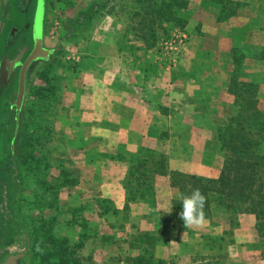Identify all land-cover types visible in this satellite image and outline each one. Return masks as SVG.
I'll return each instance as SVG.
<instances>
[{
	"label": "rangeland",
	"instance_id": "rangeland-1",
	"mask_svg": "<svg viewBox=\"0 0 264 264\" xmlns=\"http://www.w3.org/2000/svg\"><path fill=\"white\" fill-rule=\"evenodd\" d=\"M115 1L119 20L127 23L120 36H133L134 42L122 44L123 58L109 59L104 65L97 62L99 68L108 67L106 79L126 94H135L136 112L130 123L126 122L127 109L116 124H92L80 113L89 110L91 102L78 93L81 69L94 60L77 59L83 57L81 53L92 55L90 49L94 52L95 43L86 44L93 34L87 16L100 20L98 13L92 15L86 0H46L43 47L49 55L32 62L27 70L22 110L17 113L15 107L18 74L10 90L0 92V263L9 255L23 253L21 264H39L40 252L50 246V235H56L80 243L79 255L88 264L89 239L100 232L103 259L120 257L126 262L135 257L140 249L130 247L132 238L144 232L155 235L158 212L168 214L171 201L179 199L178 188L171 186L172 177L178 179L177 173L208 178V173L220 174L226 151L217 140V127L236 112L234 96L228 93L232 74L256 88V107L264 110V60L256 58L264 47V0H233L239 5L237 12L223 21L217 20L218 8L212 2L185 0L187 22L183 26L159 18L158 0L157 4ZM36 3L31 0L27 16L31 24L22 35L23 50L16 62L23 63L33 48ZM5 9L0 2V14H4L0 34L8 27L3 26ZM2 55L0 44V70ZM186 59H192L191 63H185ZM44 73L58 77L47 81ZM160 74L164 77L158 80ZM195 84L205 95L195 90ZM50 85L56 90L45 89ZM187 88H194L196 102L182 101ZM103 113L110 118L106 110ZM145 121L148 132L142 138L135 131L141 132ZM32 155L33 162H40L41 172L30 171ZM45 164L48 167L43 169ZM94 164L101 171L100 180L121 178L128 203L120 213L110 199L102 198L97 203L103 214L94 218L89 203L78 200L92 175L89 166ZM149 184L151 189H146ZM130 212H135L133 217ZM231 218L221 203L211 201L210 218L204 222L223 232L211 236V243L203 236V246L216 249L209 263L207 254L197 253V264L260 262L261 247L254 242L230 254L223 247L238 241L234 232L238 222L234 225ZM175 236L169 234V241ZM166 261L176 264L178 260Z\"/></svg>",
	"mask_w": 264,
	"mask_h": 264
},
{
	"label": "trees",
	"instance_id": "trees-1",
	"mask_svg": "<svg viewBox=\"0 0 264 264\" xmlns=\"http://www.w3.org/2000/svg\"><path fill=\"white\" fill-rule=\"evenodd\" d=\"M151 1L157 2V0ZM158 1L159 4L156 2L155 4L158 5L159 18L164 19L167 23L174 21L173 23L181 24V26L186 24L187 3L185 0ZM207 1L217 6L218 21L234 16L239 6L233 0ZM92 11L93 15L99 13L100 9H93ZM256 58L264 60V47L260 49ZM57 77L55 73L49 77L46 73L43 75V78L47 81H55ZM45 89L56 90L54 86ZM255 89L251 83L240 81L238 74L230 76L228 93L234 96L236 112L230 119L224 121L222 126L217 127V140L221 149L226 151L220 174L217 178L182 173L176 174V177H179L178 179L172 177L171 186L178 188L179 199L171 201L168 214L158 212L159 218L156 223L158 230L155 235L151 232H144L132 238L130 247L140 250L135 257L126 259L127 264H172L165 259L156 258L154 250L159 244L163 245L169 242V234H177L186 229L187 226L183 225L178 215L182 207L181 194L189 195L192 190L197 188L206 196L205 218H210V203L215 200L231 212V220L234 225L236 224L237 215L253 214L256 219V231L260 238H264V110H258L256 107L257 101L253 98ZM31 141H33L32 138ZM35 142H38V140ZM32 157L33 155L31 156L32 163L30 165L32 167H30V171L34 174L35 170L40 171L38 164L40 162L36 160L33 162ZM160 161H162L161 158ZM46 167H48L47 164H45V167L43 166V169ZM160 167L162 166L160 165ZM144 171L145 169L142 172L144 173ZM160 171V174L165 173V170L159 169ZM170 174L175 176L173 172ZM46 187L49 188V186ZM145 187L151 189L150 184ZM49 238L50 246L47 245L48 247L40 252L39 264H84V259L79 255L80 243H71L68 238L56 235H50ZM209 238L212 239L206 237L207 242L211 243ZM221 239L224 240L221 237L218 238L219 241ZM31 245L34 247V241ZM33 247L31 254L35 251ZM89 260L88 257L87 262Z\"/></svg>",
	"mask_w": 264,
	"mask_h": 264
},
{
	"label": "crops",
	"instance_id": "crops-1",
	"mask_svg": "<svg viewBox=\"0 0 264 264\" xmlns=\"http://www.w3.org/2000/svg\"><path fill=\"white\" fill-rule=\"evenodd\" d=\"M17 0H0L2 4L6 6L8 15L10 13V16L8 18V26L10 25V22L13 21V14L14 12H17L19 8L23 10L24 12V23H26L28 30L30 28V22L27 19L28 11L30 7L31 0H27V2L30 1L28 5H19L15 8V3ZM87 4L90 5L91 9H100L98 15H100V20L96 22V20L90 19L88 17V23L91 22L92 28H93V34L90 39L87 40L86 44L92 45V43H95L94 52L92 53L91 49L88 55V52L81 53L83 57H78L77 60H94V64L89 66H84L82 70V73L80 74L82 76V85L78 89V93L81 94L80 98L84 100L91 101L89 103V110L83 109L80 110L81 115L83 116V119H86V117H89L90 123L92 124H98L103 125L107 123H113L116 124L117 119H124V118H118L121 115V111L123 109L129 110L128 118H126V122L130 123L131 119L134 118L135 112H136V99L133 95V93L126 94L125 91H123L120 87L114 85L113 80L106 79L108 73V67L107 68H99L98 65H100V62H97L99 60L102 61L103 65L106 63V61L110 60H118L120 58H123L124 55V48L122 47V44L126 42L127 44L133 43L134 38L127 37L124 38L123 36H120V30L121 28L125 27L127 23H124L122 20H119V12H118V6L116 5L115 0H86ZM20 2V0H19ZM37 4V3H36ZM87 6V5H86ZM23 7V8H22ZM95 7V8H94ZM99 7V8H98ZM27 8V9H26ZM4 12L6 13V11ZM36 10V8H35ZM46 12V0H45V6H44V16ZM4 14H1V18H3ZM35 15V12H34ZM3 21V20H2ZM93 21V24H92ZM43 23H44V17H43ZM33 24H34V16H33ZM44 28V24H43ZM130 39V40H129ZM98 45V46H97ZM100 46V49L98 48ZM105 49L107 52L101 50ZM88 55V56H87ZM195 55V51L193 56ZM110 56V57H109ZM129 56V54H128ZM108 57V58H107ZM192 59H186L185 63L190 64ZM184 63V64H185ZM166 67V66H165ZM164 75L166 73V68H163ZM161 73V71H160ZM173 73H176L174 70ZM111 74V73H110ZM164 75L160 74V77L157 79H161L164 77ZM177 75H175L176 77ZM26 79V78H25ZM195 87V90L199 93L203 92V89H200V87L195 84L193 85ZM26 91V88H25ZM166 91V90H165ZM194 91V88H193ZM193 91L187 90L183 91L184 99L183 102L187 103L188 101L196 102L197 99L195 96H193ZM134 92V91H133ZM195 92V91H194ZM0 95H3L0 93ZM25 96V93H24ZM79 96V95H78ZM24 100V98H23ZM141 101V100H140ZM144 102V101H142ZM23 107V101L20 108V111ZM78 110V111H79ZM106 110V112L110 115V118H106L103 111ZM19 111V112H20ZM160 113L161 110L159 111ZM159 112L158 115H161ZM109 117V116H107ZM107 119V120H106ZM109 119V120H108ZM147 119V118H145ZM108 121V122H107ZM147 122H144V126H142L141 132L136 133V135H139L140 137L144 138L146 136V133L148 132L147 128L148 126L145 125ZM132 131V129H130ZM93 134V133H92ZM80 153L81 148L79 149ZM89 166V165H87ZM91 172V178L86 181V188L81 192V195L79 196L78 200L82 204L89 203L88 208L91 210V214L94 218H97V216H102L103 210L98 206L97 200L102 198H108L112 202V206L118 213H120V210H123L126 207V204L128 203L127 200V193L126 189L124 187V184L121 182V178L114 181H108L106 179L100 180V170L98 169L97 164L90 165L89 166ZM213 170H209L211 172ZM211 178H217L218 174L208 173L207 174ZM89 193L88 196H85ZM85 196V197H84ZM87 197V199H86ZM87 200V202H85ZM135 212H130V216L133 217ZM255 216L253 214H239L236 217V229L235 237L238 240L234 244H228L227 246L225 244L223 247H227V251L230 253H233L234 251H239L242 248L243 244H247L250 242H254L256 245L260 246L261 254L260 256L261 260L260 262H257V264H264V238H260L258 235V232L255 228ZM219 226L212 227L211 224L208 223V221H205L200 226H191L179 233L176 234L174 238H172L167 244H159L156 246L155 250V256L156 258H161L168 260L169 258L173 257L175 260H178L176 264H197L199 261L197 260V253L199 254H207L209 257L206 259L207 261L210 260V256H212V253H214L216 248H213L211 246H206L205 248L203 246V236L211 237L216 235H222L223 230L219 231ZM100 234V235H99ZM99 236V237H98ZM250 237V239H249ZM202 238V239H201ZM90 246L87 249L88 253L92 254L89 255V261L88 264H127L124 262V260L120 257L118 258H102L103 255V242H102V233H94V237L90 238ZM201 240V241H200ZM222 243H224V240H220ZM251 244V243H250ZM106 246V245H105ZM252 249H257L252 248ZM119 250V249H118ZM258 250V249H257ZM125 251V250H124ZM255 251V250H254ZM15 255V254H14ZM99 255V256H98ZM10 256V255H9ZM8 256V257H9ZM7 258V257H6ZM5 258V259H6ZM259 258V257H258ZM218 259V257L216 258ZM205 260V261H206ZM4 261V260H3ZM21 261V260H20ZM19 261V264H21ZM206 264H208L210 261H208ZM2 263V262H1ZM0 263V264H1Z\"/></svg>",
	"mask_w": 264,
	"mask_h": 264
},
{
	"label": "flooded vegetation",
	"instance_id": "flooded-vegetation-1",
	"mask_svg": "<svg viewBox=\"0 0 264 264\" xmlns=\"http://www.w3.org/2000/svg\"><path fill=\"white\" fill-rule=\"evenodd\" d=\"M29 3L30 1L27 2V0H20V2L19 0H17L15 3V8L16 6H18V4L26 6ZM12 14H13V21L14 20L15 21L10 22V25L8 26V21H9L8 18L10 16V13L9 15L7 14L5 17V21L4 22L2 21V22H3L4 28H6L7 26L8 27L4 29V33L0 34V44L2 48V54H3L1 58V62L4 63L3 70H0V92L1 93H4L5 91L10 90V88L12 87V82L14 80V77H16L15 74H18V78H19V73H20L22 62H16V59L18 58L20 52L23 50L22 35H24L25 31H27L26 29L27 25L26 23H24L23 10L19 8L17 12H14ZM0 21H1V14H0ZM12 56L13 58H11ZM7 60L9 61L7 62ZM18 70H19V73H17ZM17 82H18V79H17ZM17 89H18V85H17Z\"/></svg>",
	"mask_w": 264,
	"mask_h": 264
},
{
	"label": "water",
	"instance_id": "water-1",
	"mask_svg": "<svg viewBox=\"0 0 264 264\" xmlns=\"http://www.w3.org/2000/svg\"><path fill=\"white\" fill-rule=\"evenodd\" d=\"M45 0H37L36 10L34 15L33 24V48L25 61L21 64V69L18 78V89L15 100V107L17 113L20 111L22 101L25 93V77L26 72L31 65L37 59H45L49 55V51L43 47V17H44V5ZM23 253L10 255L1 264H19V261L23 257Z\"/></svg>",
	"mask_w": 264,
	"mask_h": 264
},
{
	"label": "clouds",
	"instance_id": "clouds-1",
	"mask_svg": "<svg viewBox=\"0 0 264 264\" xmlns=\"http://www.w3.org/2000/svg\"><path fill=\"white\" fill-rule=\"evenodd\" d=\"M206 196L199 188L192 190L189 195L181 194V211L178 213L185 226H200L205 220L204 207Z\"/></svg>",
	"mask_w": 264,
	"mask_h": 264
}]
</instances>
